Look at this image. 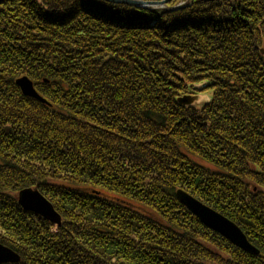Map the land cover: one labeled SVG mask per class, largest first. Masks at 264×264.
I'll use <instances>...</instances> for the list:
<instances>
[{"label": "trees", "instance_id": "16d2710c", "mask_svg": "<svg viewBox=\"0 0 264 264\" xmlns=\"http://www.w3.org/2000/svg\"><path fill=\"white\" fill-rule=\"evenodd\" d=\"M179 1L0 0V243L18 264H264V0ZM25 187L60 225L22 210Z\"/></svg>", "mask_w": 264, "mask_h": 264}, {"label": "water", "instance_id": "95a60500", "mask_svg": "<svg viewBox=\"0 0 264 264\" xmlns=\"http://www.w3.org/2000/svg\"><path fill=\"white\" fill-rule=\"evenodd\" d=\"M116 3L128 4L135 7H157L166 4L170 0L162 1H145V0H109ZM17 85L20 87L25 95L34 97L44 101L38 94H36L32 81H30L26 76H23L17 80ZM180 103L189 104H199L203 101H209L208 97H202V95L196 98H181ZM177 197L181 203L187 207L188 210L193 212L200 221L206 226L212 228L213 230L220 233L223 237L227 238L237 247L243 249L250 254L258 253L257 250L251 245L241 228L226 218L222 214L218 213L216 210L200 202L193 196L189 195L183 190L176 191ZM19 203L22 205L24 210L29 212L40 214L43 217L50 220L53 224L59 225L61 222V217L52 212V206L46 201V198L37 189H23L19 192ZM9 248L0 244V263L2 262H12L19 260L17 254H14Z\"/></svg>", "mask_w": 264, "mask_h": 264}, {"label": "bare ground", "instance_id": "6f19581e", "mask_svg": "<svg viewBox=\"0 0 264 264\" xmlns=\"http://www.w3.org/2000/svg\"><path fill=\"white\" fill-rule=\"evenodd\" d=\"M159 1V0H158ZM149 8V7H148ZM22 77V76H21ZM20 77V78H21ZM28 78V77H27ZM29 79V78H28ZM30 81H31V79H29ZM34 86V85H33ZM34 89H35V92H36V94H38L39 96H40V94L38 93V91L36 90V88H35V86H34ZM23 94H24V92H23ZM25 95V94H24ZM202 95V97H209V94L208 93H202L201 94ZM41 97V96H40ZM42 98V97H41ZM27 188H29V189H37L36 187H27ZM23 189H26V187L25 188H23ZM23 189H21V190H23ZM20 190V191H21ZM38 190V189H37ZM20 191H18V193L16 194V201H17V203L19 204V206L22 208V210L23 211H25V212H29L28 210H24L23 209V207H22V205L19 203V192ZM39 191V190H38ZM40 192V191H39ZM41 193V192H40ZM42 194V193H41ZM43 195V194H42ZM45 198H46V201L52 206V212L54 213V214H56V215H59L60 217H61V215H60V213L56 210V208L54 207V205L52 204V202L50 201V199L47 197V196H45V195H43ZM176 197H177V194H176ZM177 200L181 203V201L179 200V198L177 197ZM182 204V203H181ZM183 205V204H182ZM191 214H193V216L197 219V220H199L200 221V219H199V217H197L193 212H191L190 210H188ZM32 213V212H31ZM35 215H37V216H40V217H42L43 219H45V220H47V221H49L50 223H52L50 220H48L47 218H45V217H43L42 215H40V214H36V213H34ZM62 218V217H61ZM232 221V220H231ZM61 223V222H60ZM200 223L201 224H203L201 221H200ZM60 225V224H59ZM207 229H209L210 231H213V232H215V233H218L217 231H215V230H213L212 228H210V227H208V226H206L205 224H203ZM219 235H221L220 233H218ZM222 236V235H221ZM223 237V236H222ZM226 240L227 241H229L227 238H226ZM231 244H233L231 241H229ZM1 244V243H0ZM2 245H4V244H2ZM234 245V244H233ZM256 250H257V252L258 253H256V254H250V253H248V252H246V251H244L243 249H241V248H239V249H241L242 251H244L245 253H248V254H250V255H259L260 254V250L256 247V246H254L253 244H251ZM5 247H7V248H9L8 250H11L14 254H17L18 255V257H19V260H17V261H12V262H10V261H8V262H2V263H0V264H18L19 262H20V260H21V256H20V254L16 251V250H14L13 248H10V247H8L7 245H4ZM234 246H236V245H234ZM237 247V246H236Z\"/></svg>", "mask_w": 264, "mask_h": 264}, {"label": "rangeland", "instance_id": "374dc122", "mask_svg": "<svg viewBox=\"0 0 264 264\" xmlns=\"http://www.w3.org/2000/svg\"><path fill=\"white\" fill-rule=\"evenodd\" d=\"M101 1H105V2H108V3H116V2H113V1H109V0H101ZM146 1H148V0H146ZM159 1H162V0H159ZM185 0H180L179 2H178V4H182L183 2H184ZM170 2H172V0H170V1H168V2H165L166 4H163L162 6H157V7H151V8H161V7H164L165 5H167L168 3H170ZM121 4V3H120ZM27 5H30V4H27ZM128 5V4H127ZM44 35V34H43ZM70 38V37H69ZM71 39V38H70ZM54 40H56V41H58V39H54ZM60 43H62V42H60ZM64 43V42H63ZM62 43V45H66L65 43L63 44ZM260 53H261V55H263V57H264V40H263V43L261 44V46H260ZM23 77V76H22ZM178 190H183V189H178ZM184 191V190H183ZM186 192V191H185ZM187 193V192H186ZM189 194V193H188ZM190 195V194H189ZM192 196V195H191ZM195 198V197H194ZM201 202V201H200ZM187 208V207H186ZM213 209V208H212ZM218 212V211H217ZM218 213H220V212H218ZM221 214V213H220ZM223 215V214H222ZM224 216V215H223ZM226 217V216H225ZM227 218V217H226ZM247 237V236H246ZM223 238H225V237H223ZM226 239V238H225ZM248 239V238H247ZM2 244V243H1ZM252 244V243H251Z\"/></svg>", "mask_w": 264, "mask_h": 264}]
</instances>
